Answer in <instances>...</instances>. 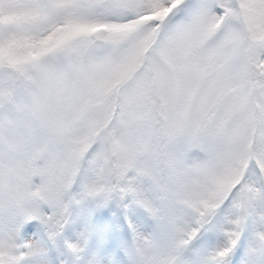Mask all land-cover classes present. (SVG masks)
Instances as JSON below:
<instances>
[{
	"label": "snow or ice",
	"instance_id": "6c2138e0",
	"mask_svg": "<svg viewBox=\"0 0 264 264\" xmlns=\"http://www.w3.org/2000/svg\"><path fill=\"white\" fill-rule=\"evenodd\" d=\"M0 264H264V0H0Z\"/></svg>",
	"mask_w": 264,
	"mask_h": 264
}]
</instances>
